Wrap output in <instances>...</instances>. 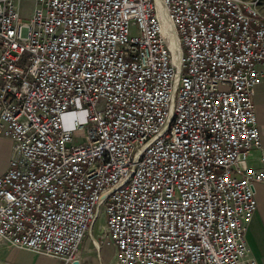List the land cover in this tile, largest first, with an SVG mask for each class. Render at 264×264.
I'll return each instance as SVG.
<instances>
[{
  "label": "built area",
  "instance_id": "2783aa9c",
  "mask_svg": "<svg viewBox=\"0 0 264 264\" xmlns=\"http://www.w3.org/2000/svg\"><path fill=\"white\" fill-rule=\"evenodd\" d=\"M259 4L0 0V241L72 264L103 209L117 264L244 263Z\"/></svg>",
  "mask_w": 264,
  "mask_h": 264
},
{
  "label": "crops",
  "instance_id": "0c3cea01",
  "mask_svg": "<svg viewBox=\"0 0 264 264\" xmlns=\"http://www.w3.org/2000/svg\"><path fill=\"white\" fill-rule=\"evenodd\" d=\"M22 17L29 18L36 6V0H16ZM262 15V13H261ZM264 16V13H263ZM254 103L256 107L261 147L252 151L249 164L255 169L264 168V80L255 88ZM17 155L11 139L0 137V174L9 166L10 160ZM258 207L246 231L249 256L242 264H264V182L255 185ZM105 225L96 229V234L84 238L80 246V264H117L118 251L114 244L104 242ZM98 240L100 248L94 244ZM117 248V247H116ZM0 264H65L51 256L41 255L30 250L13 247L0 241Z\"/></svg>",
  "mask_w": 264,
  "mask_h": 264
},
{
  "label": "rangeland",
  "instance_id": "374dc122",
  "mask_svg": "<svg viewBox=\"0 0 264 264\" xmlns=\"http://www.w3.org/2000/svg\"><path fill=\"white\" fill-rule=\"evenodd\" d=\"M21 1V0H20ZM249 1H252V0H249ZM259 9H260V12L264 13V0H260V4H259ZM25 18V17H23ZM133 33L137 34L138 33V30H137V26L134 25L133 26ZM106 223V219H105V212L104 210L102 209V215L100 217V219L97 221L95 227H94V233L96 234V229L100 226L102 227L104 224ZM82 245V244H81ZM114 251H119L116 247H114Z\"/></svg>",
  "mask_w": 264,
  "mask_h": 264
},
{
  "label": "bare ground",
  "instance_id": "6f19581e",
  "mask_svg": "<svg viewBox=\"0 0 264 264\" xmlns=\"http://www.w3.org/2000/svg\"><path fill=\"white\" fill-rule=\"evenodd\" d=\"M243 3H252V1H249V0H243ZM256 12L259 13V14H261L260 9H259V5H256ZM167 23H168V22H167ZM173 42H174V44H172V45H174V47H177V44H176V40H175V39L173 40ZM96 242L98 243V248H100V243H99V241L96 240Z\"/></svg>",
  "mask_w": 264,
  "mask_h": 264
},
{
  "label": "water",
  "instance_id": "95a60500",
  "mask_svg": "<svg viewBox=\"0 0 264 264\" xmlns=\"http://www.w3.org/2000/svg\"><path fill=\"white\" fill-rule=\"evenodd\" d=\"M72 264H80V263H79V261H75V262H74V263H72Z\"/></svg>",
  "mask_w": 264,
  "mask_h": 264
}]
</instances>
